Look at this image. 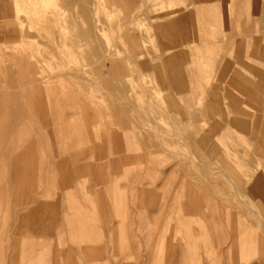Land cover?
Instances as JSON below:
<instances>
[{
    "label": "rangeland",
    "instance_id": "1",
    "mask_svg": "<svg viewBox=\"0 0 264 264\" xmlns=\"http://www.w3.org/2000/svg\"><path fill=\"white\" fill-rule=\"evenodd\" d=\"M140 1L97 0L98 17L105 23L100 43L107 46L112 61L126 69L128 92L136 103L151 106L162 123H167L172 108L182 109L186 117L195 114L202 150L228 125L220 120L225 110L216 107L213 96L218 95L219 104L225 103L233 117H258L238 105L231 91L216 86L217 94L213 83L221 79L215 70L216 26L204 25L192 6L180 13L184 0H153L151 15L130 30L132 40L120 35L118 20L128 15L131 2ZM249 1L261 10L260 0ZM18 2L0 0V62L16 69L9 83L0 85V93L26 111L14 127L20 146L0 155V164L12 166L10 187L0 197V264H264V229L231 211L229 186L220 181L212 192L209 179L191 163L184 167L180 156L164 157L159 149L167 143L175 148L174 139L125 122L123 116L110 121L109 100L116 99L114 107L135 109L89 72L84 55L92 43L83 40L80 46L74 39L79 18L65 9L66 0ZM164 23L171 31H165ZM159 46L173 54L177 64L151 58L150 51ZM174 68L189 69V76L208 89L197 88L189 103V95L172 81ZM38 75L44 85L57 87L53 92L61 98V91H67L57 102L62 113L42 112L37 100L43 97L46 105L50 97L42 96ZM153 76L165 77L168 93L154 86ZM52 117L57 120H51V130H72L71 121L82 120V140L72 144L73 134L44 137L43 121ZM4 118L5 123L11 121L9 115ZM132 130L144 136L136 137ZM74 206L89 221L90 236L81 241L85 251L75 248L73 237L80 231L69 228ZM188 230L196 237L194 248L189 247ZM235 243L239 246L231 250ZM192 251L199 254L192 258Z\"/></svg>",
    "mask_w": 264,
    "mask_h": 264
},
{
    "label": "bare ground",
    "instance_id": "2",
    "mask_svg": "<svg viewBox=\"0 0 264 264\" xmlns=\"http://www.w3.org/2000/svg\"><path fill=\"white\" fill-rule=\"evenodd\" d=\"M12 1H15L16 4L19 3L18 0ZM152 1L131 2L128 15L118 20V26L122 29L120 35L127 40H132L130 30L138 20L151 15L150 6ZM184 1L187 4L180 13L189 11L190 6H192L194 13L201 15L202 19L200 21L204 25L216 26L218 62L215 70L220 73L218 79H221L217 83L218 85L213 83L217 94L218 90H220L217 87H222L225 93L231 91L235 95L238 105H241L247 112L252 110L258 115L254 119L243 118V115L241 118L233 117L227 111L229 109L225 103L219 104L218 95L213 96L217 99L218 105L216 107L225 110L220 120L228 125L224 129H220L219 139L206 144L203 150L199 147L200 142L195 133L198 130L197 122L193 119L195 114H190L189 117H186L182 109L172 108V112L167 114L169 120L167 123H162L159 122V117L161 116L151 106L146 103H136L133 96L130 95L128 92L130 83L126 69H124L122 64L112 61L113 55L109 53V49L106 48L105 44L100 43L101 37L99 33L105 28V23L98 17L97 0H66V6H64L65 9L67 8L75 15L77 14L79 18L74 39L79 42L80 46H83V43H80L83 40L92 43L84 55L88 60L84 64L90 66L89 72L103 79L106 88L115 92L117 97L128 101L132 108L135 109L130 112L114 107L116 99L109 100L106 106L111 109L109 113L110 121H116V116H123L125 122L136 123L159 133L161 137L174 139L175 148H171L169 143L162 145L159 149L162 155L164 157L170 155L180 156L179 162L184 167L191 163L195 170L209 179L212 192H216L222 182V184L229 186L232 189L229 196L232 200L231 211L237 215L244 214L248 216L257 226L264 229V0H260L261 10L254 8L249 0ZM85 23H87L86 27L84 26ZM167 23H164L162 27H165ZM171 29L170 27H165L166 32L171 31ZM163 48L159 46L156 52L149 50L152 55L151 58H158L159 60L167 58L169 62L177 64L173 54H169ZM104 67H107V69H104ZM162 71L161 69L160 72ZM173 71L175 74L172 76V81L180 86L181 92L189 95V103L194 101L193 92L197 88L208 89L206 86L198 85L194 78L189 76V69L174 68ZM15 72L16 69H7L0 62V85L9 83ZM164 79L165 77L161 76L152 77L154 86L160 91L164 90L167 92ZM37 80L39 81L38 86L42 96L47 95L50 97L46 105L43 97L37 100L42 112L51 113L57 110L62 113V109L59 108L57 102L59 103L61 99H65L64 96H67V91H61V98L53 92L57 87L51 86L49 83L44 85L42 83L44 79L41 75H38ZM205 97H209L206 92ZM27 102L32 103L33 100ZM68 103L70 104L69 101ZM216 107L214 109H217ZM23 112L26 113L25 110L16 105L14 100L0 93V155H9L11 148L16 150L20 146L21 142L15 140L17 130L15 131L14 127L18 116ZM78 112H81V110H78ZM6 115L11 117V121L8 123L4 122ZM62 116L60 114V118ZM56 117L46 120V123L43 121V125L46 124L47 129L41 130L40 133L44 137L47 135L53 137L62 135L65 137L73 134L72 144L77 142V140H82V137H84L82 134L84 128L81 129L84 127L82 120L79 118L72 120V130H56V127L52 130L48 129V125L52 122L51 120H57ZM131 133L136 137L144 136L142 131L132 130ZM89 134L94 136L95 132L89 130ZM96 153L100 155L101 149L99 148ZM212 155H215V158ZM116 159L118 158L116 157L114 160ZM30 168H33V164H30ZM214 168L217 169V172H213ZM195 172L192 171V175L196 174ZM97 173V176H100L101 173ZM11 178L12 166L5 163L0 164V197H2V193L9 189ZM198 199L201 198L199 197ZM75 207L77 206H74V209ZM231 211L229 212L233 214ZM233 216L235 215L233 214ZM71 217V222H68L69 228L73 232H76V230L80 231L73 237L75 248L85 251L87 248H84L81 241L90 236L86 235L89 234L86 230L89 221L77 209L73 211ZM154 227L153 225L151 226V231ZM156 228L158 227L156 226ZM96 233L101 237V231ZM186 238L189 239L190 248L197 246L196 237L191 230L187 231ZM238 246V243H235L231 250ZM240 246L245 248V243ZM190 254L193 258L199 252L192 251ZM262 255L264 256V252H262ZM213 262L215 261L213 260ZM122 264H133V262L127 260L125 262L122 261Z\"/></svg>",
    "mask_w": 264,
    "mask_h": 264
}]
</instances>
